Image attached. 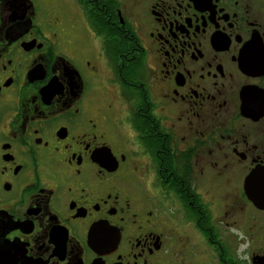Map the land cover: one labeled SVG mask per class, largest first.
Returning a JSON list of instances; mask_svg holds the SVG:
<instances>
[{"label": "flooded vegetation", "instance_id": "flooded-vegetation-1", "mask_svg": "<svg viewBox=\"0 0 264 264\" xmlns=\"http://www.w3.org/2000/svg\"><path fill=\"white\" fill-rule=\"evenodd\" d=\"M255 199L264 0H0V264H264Z\"/></svg>", "mask_w": 264, "mask_h": 264}, {"label": "rangeland", "instance_id": "rangeland-1", "mask_svg": "<svg viewBox=\"0 0 264 264\" xmlns=\"http://www.w3.org/2000/svg\"><path fill=\"white\" fill-rule=\"evenodd\" d=\"M123 6H124L125 10L128 9V3H127V1H125V3H123ZM233 234L236 235V232L235 233L233 232ZM238 234H241V231H238ZM186 235H188V236H187V238H185V240L189 241L190 240V232L188 234H186ZM189 242L191 243V240Z\"/></svg>", "mask_w": 264, "mask_h": 264}, {"label": "water", "instance_id": "water-1", "mask_svg": "<svg viewBox=\"0 0 264 264\" xmlns=\"http://www.w3.org/2000/svg\"><path fill=\"white\" fill-rule=\"evenodd\" d=\"M255 201H256V202L258 201L260 204H264L263 200L261 201V200H257V199H255Z\"/></svg>", "mask_w": 264, "mask_h": 264}]
</instances>
